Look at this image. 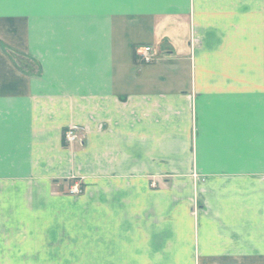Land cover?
Masks as SVG:
<instances>
[{"label":"crops","instance_id":"crops-1","mask_svg":"<svg viewBox=\"0 0 264 264\" xmlns=\"http://www.w3.org/2000/svg\"><path fill=\"white\" fill-rule=\"evenodd\" d=\"M259 63V0H6L0 221L35 190L55 214H113L129 254L264 264ZM72 176L79 195L62 192Z\"/></svg>","mask_w":264,"mask_h":264},{"label":"rangeland","instance_id":"rangeland-1","mask_svg":"<svg viewBox=\"0 0 264 264\" xmlns=\"http://www.w3.org/2000/svg\"><path fill=\"white\" fill-rule=\"evenodd\" d=\"M5 2L6 0H0V8ZM259 4V64L260 82H262L264 81V0H259ZM2 47L5 49L3 52L16 63L33 64L32 61L18 54L20 52L16 48ZM140 49V46L136 47L138 56ZM152 51L154 52L153 49ZM154 57L155 54L147 63ZM78 137L79 139L73 142L82 141L80 128ZM71 180L64 186L62 192L79 195L83 191L80 177L72 176ZM25 192L29 193L31 190L25 189ZM32 192V195H14L9 198L8 213L3 215L8 218L0 221V264H176L175 254H169L167 260L156 261L152 253L129 254L126 245L123 246L125 243H114L113 234L117 231L111 227L113 214L110 212L103 215L105 220H99L96 212L70 214L73 208L72 204H69V206H57L55 214L56 207L48 202L47 197L41 196L38 191ZM77 209L78 207L74 211ZM119 249L122 250L118 251Z\"/></svg>","mask_w":264,"mask_h":264},{"label":"built area","instance_id":"built-area-1","mask_svg":"<svg viewBox=\"0 0 264 264\" xmlns=\"http://www.w3.org/2000/svg\"><path fill=\"white\" fill-rule=\"evenodd\" d=\"M140 48L141 49L138 50V52L140 53L142 60L145 62L150 61L154 56L151 45H141ZM79 128L80 127L76 124H70L69 126H67L63 134L65 142L69 143L78 140Z\"/></svg>","mask_w":264,"mask_h":264}]
</instances>
